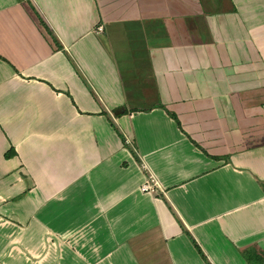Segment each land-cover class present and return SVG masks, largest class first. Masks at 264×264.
<instances>
[{"label":"crops","instance_id":"1","mask_svg":"<svg viewBox=\"0 0 264 264\" xmlns=\"http://www.w3.org/2000/svg\"><path fill=\"white\" fill-rule=\"evenodd\" d=\"M230 3L0 0V264L264 263V0Z\"/></svg>","mask_w":264,"mask_h":264},{"label":"rangeland","instance_id":"2","mask_svg":"<svg viewBox=\"0 0 264 264\" xmlns=\"http://www.w3.org/2000/svg\"><path fill=\"white\" fill-rule=\"evenodd\" d=\"M121 43L122 44H119L120 49H122V47L126 46L125 45V43H126L125 41L124 42H121ZM134 43L135 42H132V41L130 43V51H131L130 53H131V57L132 58L130 56H128V57L123 56L122 57V55L120 56V55L117 54L118 55V61H119V68L121 70V73H122L123 77L125 78V80L128 83L130 82L131 72L134 71V67L137 68V66H135L133 62L136 63V62L139 61V60H137V59H139V57H138V50L135 47ZM127 86H129V85L127 84ZM149 94H151V91L149 92ZM157 101H158L157 98L151 97V95H150V98H149V96L148 97H144L143 100H139V103H141V105H146L148 103H153V102H157ZM133 103H137V102H134L133 101ZM175 114H176V117L178 119H181V124L184 126V122L182 121V117L180 116V114H177V112H175Z\"/></svg>","mask_w":264,"mask_h":264},{"label":"trees","instance_id":"3","mask_svg":"<svg viewBox=\"0 0 264 264\" xmlns=\"http://www.w3.org/2000/svg\"><path fill=\"white\" fill-rule=\"evenodd\" d=\"M205 1H207L208 3L214 2L216 4L215 5L216 8L227 10L229 12H231V11L235 12V7L233 5H231L230 0H205ZM158 104L161 105L160 102H158ZM151 107H152V105L145 106V107H143V109L147 110V109H150ZM118 112L119 113H127V110L124 107L123 108L120 107L116 111V113H118ZM13 154H14V151H13V149H11L10 151L5 153V156L9 157V156H12ZM246 259H247L249 264H264L262 256L256 255L255 253L252 256H250V258L247 256Z\"/></svg>","mask_w":264,"mask_h":264},{"label":"built area","instance_id":"4","mask_svg":"<svg viewBox=\"0 0 264 264\" xmlns=\"http://www.w3.org/2000/svg\"><path fill=\"white\" fill-rule=\"evenodd\" d=\"M97 31H102V26H96ZM140 190L151 194H157L159 191L155 178L149 173L146 175V179L141 183Z\"/></svg>","mask_w":264,"mask_h":264}]
</instances>
